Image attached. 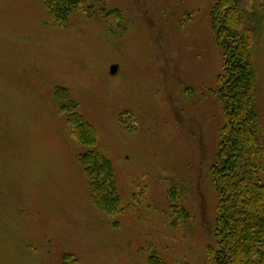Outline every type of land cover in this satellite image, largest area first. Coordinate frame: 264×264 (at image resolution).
<instances>
[{
    "label": "rangeland",
    "instance_id": "1",
    "mask_svg": "<svg viewBox=\"0 0 264 264\" xmlns=\"http://www.w3.org/2000/svg\"><path fill=\"white\" fill-rule=\"evenodd\" d=\"M246 1L264 16V0ZM215 2L84 0L62 24L42 0H0V264H209L224 123ZM252 62L264 140V23ZM73 104L113 164L120 214L92 202Z\"/></svg>",
    "mask_w": 264,
    "mask_h": 264
},
{
    "label": "trees",
    "instance_id": "2",
    "mask_svg": "<svg viewBox=\"0 0 264 264\" xmlns=\"http://www.w3.org/2000/svg\"><path fill=\"white\" fill-rule=\"evenodd\" d=\"M58 22L67 24L74 11H85L84 0H42ZM264 12V4H261ZM246 0H216L210 27L224 53L215 95L223 105L224 123L219 131L217 158L210 175L219 195L215 244L206 248L209 264H264V140L257 110V69L252 62L258 25ZM76 106L69 105L70 135L88 148L75 156L88 178L96 208L109 216L122 213L111 160L98 147L99 134ZM169 207L183 225L189 216L175 189ZM177 223L174 225L176 226ZM149 264H166L157 256Z\"/></svg>",
    "mask_w": 264,
    "mask_h": 264
},
{
    "label": "water",
    "instance_id": "3",
    "mask_svg": "<svg viewBox=\"0 0 264 264\" xmlns=\"http://www.w3.org/2000/svg\"><path fill=\"white\" fill-rule=\"evenodd\" d=\"M116 71V67L111 68V72L114 73Z\"/></svg>",
    "mask_w": 264,
    "mask_h": 264
}]
</instances>
